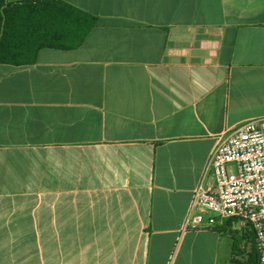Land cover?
<instances>
[{"label":"crops","instance_id":"0c3cea01","mask_svg":"<svg viewBox=\"0 0 264 264\" xmlns=\"http://www.w3.org/2000/svg\"><path fill=\"white\" fill-rule=\"evenodd\" d=\"M63 1L96 17L81 45L0 63V264H258L239 219L182 223L264 117V0Z\"/></svg>","mask_w":264,"mask_h":264},{"label":"built area","instance_id":"2783aa9c","mask_svg":"<svg viewBox=\"0 0 264 264\" xmlns=\"http://www.w3.org/2000/svg\"><path fill=\"white\" fill-rule=\"evenodd\" d=\"M213 182L207 184V174ZM210 214L205 216V212ZM237 218L254 233L264 264V117L227 131L215 145L197 184L182 229L213 227Z\"/></svg>","mask_w":264,"mask_h":264},{"label":"trees","instance_id":"16d2710c","mask_svg":"<svg viewBox=\"0 0 264 264\" xmlns=\"http://www.w3.org/2000/svg\"><path fill=\"white\" fill-rule=\"evenodd\" d=\"M95 22L63 0H0V63L31 64L45 47L76 48Z\"/></svg>","mask_w":264,"mask_h":264}]
</instances>
